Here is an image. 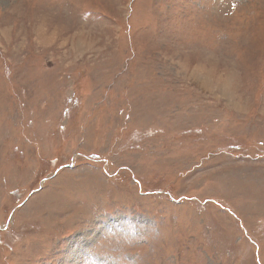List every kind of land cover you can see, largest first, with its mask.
<instances>
[{"label":"rangeland","instance_id":"374dc122","mask_svg":"<svg viewBox=\"0 0 264 264\" xmlns=\"http://www.w3.org/2000/svg\"><path fill=\"white\" fill-rule=\"evenodd\" d=\"M0 264H264V0H0Z\"/></svg>","mask_w":264,"mask_h":264}]
</instances>
